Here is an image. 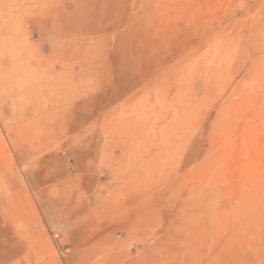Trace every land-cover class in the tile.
<instances>
[{
    "label": "rangeland",
    "instance_id": "1",
    "mask_svg": "<svg viewBox=\"0 0 264 264\" xmlns=\"http://www.w3.org/2000/svg\"><path fill=\"white\" fill-rule=\"evenodd\" d=\"M0 264H264V0H0Z\"/></svg>",
    "mask_w": 264,
    "mask_h": 264
},
{
    "label": "bare ground",
    "instance_id": "2",
    "mask_svg": "<svg viewBox=\"0 0 264 264\" xmlns=\"http://www.w3.org/2000/svg\"><path fill=\"white\" fill-rule=\"evenodd\" d=\"M251 197V196H250ZM253 226V225H252Z\"/></svg>",
    "mask_w": 264,
    "mask_h": 264
}]
</instances>
